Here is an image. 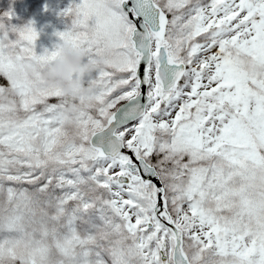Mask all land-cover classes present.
Instances as JSON below:
<instances>
[{"label":"snow or ice","instance_id":"6c2138e0","mask_svg":"<svg viewBox=\"0 0 264 264\" xmlns=\"http://www.w3.org/2000/svg\"><path fill=\"white\" fill-rule=\"evenodd\" d=\"M13 15L0 264H264V0H68L39 52ZM59 41L103 57L73 112L39 81Z\"/></svg>","mask_w":264,"mask_h":264},{"label":"clouds","instance_id":"9594fccd","mask_svg":"<svg viewBox=\"0 0 264 264\" xmlns=\"http://www.w3.org/2000/svg\"><path fill=\"white\" fill-rule=\"evenodd\" d=\"M58 54L50 63L39 70V81L42 84L59 86L68 97L66 112H73L80 107L79 96L88 93V87L81 84V77L96 66L102 65L103 57L85 59L86 53L83 48L75 47L68 41L58 42ZM35 58L29 57L23 62V68L32 71L35 67ZM75 72L73 78L69 73ZM3 99L10 100L11 93L6 94Z\"/></svg>","mask_w":264,"mask_h":264},{"label":"rangeland","instance_id":"374dc122","mask_svg":"<svg viewBox=\"0 0 264 264\" xmlns=\"http://www.w3.org/2000/svg\"><path fill=\"white\" fill-rule=\"evenodd\" d=\"M68 4V0H0V10L11 7L14 15L11 22L17 25L28 20L38 35L35 41V50L39 52L42 47L51 49L58 40L54 34L56 30H63L67 18L57 15V12Z\"/></svg>","mask_w":264,"mask_h":264}]
</instances>
